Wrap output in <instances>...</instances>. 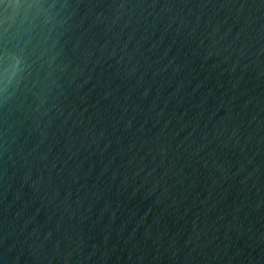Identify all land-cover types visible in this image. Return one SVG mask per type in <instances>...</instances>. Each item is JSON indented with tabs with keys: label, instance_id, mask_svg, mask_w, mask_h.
<instances>
[{
	"label": "water",
	"instance_id": "water-1",
	"mask_svg": "<svg viewBox=\"0 0 264 264\" xmlns=\"http://www.w3.org/2000/svg\"><path fill=\"white\" fill-rule=\"evenodd\" d=\"M0 264H264V0H0Z\"/></svg>",
	"mask_w": 264,
	"mask_h": 264
},
{
	"label": "clouds",
	"instance_id": "clouds-1",
	"mask_svg": "<svg viewBox=\"0 0 264 264\" xmlns=\"http://www.w3.org/2000/svg\"><path fill=\"white\" fill-rule=\"evenodd\" d=\"M7 73V69L5 70V74Z\"/></svg>",
	"mask_w": 264,
	"mask_h": 264
}]
</instances>
